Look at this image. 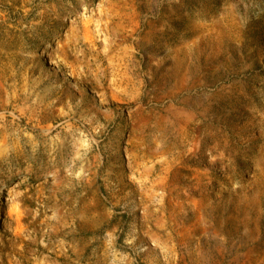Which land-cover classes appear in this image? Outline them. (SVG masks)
I'll use <instances>...</instances> for the list:
<instances>
[{"label": "rangeland", "instance_id": "rangeland-1", "mask_svg": "<svg viewBox=\"0 0 264 264\" xmlns=\"http://www.w3.org/2000/svg\"><path fill=\"white\" fill-rule=\"evenodd\" d=\"M0 264H264V0H0Z\"/></svg>", "mask_w": 264, "mask_h": 264}]
</instances>
